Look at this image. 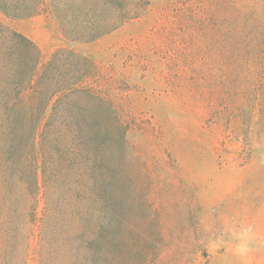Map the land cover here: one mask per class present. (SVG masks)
Segmentation results:
<instances>
[{"label": "rangeland", "instance_id": "obj_1", "mask_svg": "<svg viewBox=\"0 0 264 264\" xmlns=\"http://www.w3.org/2000/svg\"><path fill=\"white\" fill-rule=\"evenodd\" d=\"M148 1L94 0L98 27L141 15L89 44L67 43L53 16L0 14L2 42L10 26L45 61L63 47L94 62L86 91L46 111L38 174L45 165L54 177L62 153L96 125L118 172L121 212L106 216L92 196L74 246L98 255L90 264H264V0ZM103 125L122 128L123 147ZM8 133L0 126V264H65L75 223L63 229L55 192L64 187L52 178L49 196L35 202L29 139Z\"/></svg>", "mask_w": 264, "mask_h": 264}, {"label": "trees", "instance_id": "obj_2", "mask_svg": "<svg viewBox=\"0 0 264 264\" xmlns=\"http://www.w3.org/2000/svg\"><path fill=\"white\" fill-rule=\"evenodd\" d=\"M127 2L105 0L109 7L117 4L125 8ZM94 3V0H0V14L10 22L53 16L66 42L75 44L96 42L141 15L133 13L123 20L98 27L90 15ZM4 25L0 21V26ZM7 30L6 42L0 40V126L9 129L8 136L13 141L29 139L27 153L30 160L27 167L35 184V202L39 201L42 193L49 196L47 182L49 184L52 178L56 187H64L55 192L56 206L61 203L62 217L65 218L63 229L70 219L75 225L71 226L72 230L66 236L64 244L67 249L61 254L62 260L65 264H90L95 258L97 262L98 255L94 257L87 251L78 253L74 246L81 229H84L87 221L84 211L93 201L94 194L98 195L100 211L106 216L118 217L121 212L120 198L115 196L118 172L108 159L105 142L98 139L101 130L92 125L83 132L80 145L62 153L59 162L62 170L52 178L47 174L45 165L42 176L38 174V155L47 154L45 133L37 143L39 152L36 145L37 131L48 108L53 107L55 113L63 99L86 91L83 85L93 77L94 62L76 49L63 47L56 49L51 59L45 61L43 52L33 41L10 26ZM102 130L111 137L119 136V145L123 147L125 134L122 128L119 127V135L112 126L103 125ZM15 160L16 157L10 159L13 166ZM74 168L78 171L71 173Z\"/></svg>", "mask_w": 264, "mask_h": 264}, {"label": "clouds", "instance_id": "obj_3", "mask_svg": "<svg viewBox=\"0 0 264 264\" xmlns=\"http://www.w3.org/2000/svg\"><path fill=\"white\" fill-rule=\"evenodd\" d=\"M247 250L246 242L242 239L240 243L237 245L236 251L238 253H243Z\"/></svg>", "mask_w": 264, "mask_h": 264}]
</instances>
